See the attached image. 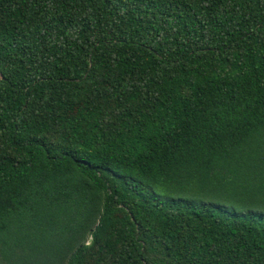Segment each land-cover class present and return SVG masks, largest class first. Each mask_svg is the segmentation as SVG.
<instances>
[{"label": "trees", "instance_id": "16d2710c", "mask_svg": "<svg viewBox=\"0 0 264 264\" xmlns=\"http://www.w3.org/2000/svg\"><path fill=\"white\" fill-rule=\"evenodd\" d=\"M0 264H264V0H0Z\"/></svg>", "mask_w": 264, "mask_h": 264}]
</instances>
